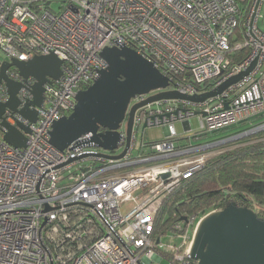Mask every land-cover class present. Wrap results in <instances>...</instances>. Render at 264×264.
I'll return each instance as SVG.
<instances>
[{"label": "built area", "instance_id": "built-area-1", "mask_svg": "<svg viewBox=\"0 0 264 264\" xmlns=\"http://www.w3.org/2000/svg\"><path fill=\"white\" fill-rule=\"evenodd\" d=\"M260 23L264 0H0V51L7 60L51 53L61 60L60 77L44 84L34 123L8 108L0 118V264L194 262L192 239L205 214L171 223L168 232L180 239L175 245H164L165 235L156 238L154 224L167 197L211 158L264 131ZM120 46L135 49L168 76L165 90L187 96L251 69L202 102L159 99L139 106L129 140L123 121L113 150L91 142L90 132L63 151L54 148L49 143L53 122L72 112L77 91L107 67L101 50ZM241 49L246 52L239 56ZM6 74L22 84L21 109L32 100L35 79H24L14 66ZM161 90L136 95L127 110ZM8 98L2 81L0 103ZM193 115L196 130L190 126ZM2 123L27 126L26 146L6 142ZM154 126L163 127L164 135L147 141L145 128ZM233 127L243 128L201 139ZM159 250L169 252L170 259Z\"/></svg>", "mask_w": 264, "mask_h": 264}, {"label": "water", "instance_id": "water-1", "mask_svg": "<svg viewBox=\"0 0 264 264\" xmlns=\"http://www.w3.org/2000/svg\"><path fill=\"white\" fill-rule=\"evenodd\" d=\"M100 56L107 67L98 71L92 84L77 91L72 112L53 122L49 131V143L63 151L75 139L92 133L91 142L105 150L116 148L120 139L119 127L126 121V140H129L133 114L139 106L159 99H188L202 102L208 97L220 94L228 85L242 78L251 67L230 78L215 89L202 94L187 96L175 90H165L169 78L161 73L153 63L135 49L128 46L107 47ZM61 60L53 53L38 55L23 61L17 59L0 62V82H4L8 101L0 103V118L5 109L17 110L20 115L34 123L37 119L36 107L44 98V84L57 80L61 75ZM16 67L24 78L35 79L32 86V100L17 109V93L22 84L10 80L6 70ZM161 91L148 96L143 101L128 105L136 95L147 94L151 90ZM204 114V113H202ZM7 131L3 139L16 147L26 146L27 126L19 123L9 126L2 123ZM185 129H188L187 122ZM124 151L112 158H118ZM180 220H186L185 216ZM191 264H264V217L251 208L237 205L234 201L225 207L206 213L197 223L192 244Z\"/></svg>", "mask_w": 264, "mask_h": 264}, {"label": "trees", "instance_id": "trees-1", "mask_svg": "<svg viewBox=\"0 0 264 264\" xmlns=\"http://www.w3.org/2000/svg\"><path fill=\"white\" fill-rule=\"evenodd\" d=\"M245 52L241 49L237 55ZM260 136H264V131L254 138ZM232 201L251 209L256 205L262 207L258 215L264 216V142H249L211 158L183 187L167 197L156 218L153 235H166L171 223L182 216L199 217ZM158 252L170 259L169 252Z\"/></svg>", "mask_w": 264, "mask_h": 264}, {"label": "rangeland", "instance_id": "rangeland-1", "mask_svg": "<svg viewBox=\"0 0 264 264\" xmlns=\"http://www.w3.org/2000/svg\"><path fill=\"white\" fill-rule=\"evenodd\" d=\"M57 7V5L54 6V9ZM260 26L263 28L264 25L262 23H260ZM3 60H7V57L5 56V54L3 52L0 51V62L3 61ZM190 126H191V129L192 130H196L197 129V126H198V119H197V116L196 115H193L191 118H190ZM175 128H176V131L178 133H181L183 131V128H182V125L180 122H177L176 125H175ZM243 127H233V128H229V129H225V130H222V131H219L217 133H213V134H210V135H207V136H204L202 137L201 139L202 140H207V139H214V138H217V137H222L224 135H227V134H231V133H234L236 131H238L239 129H241ZM263 132V131H261ZM260 132L256 133L259 134ZM164 135V129L161 127V126H154V127H146L145 128V133H144V136H145V139L148 141V140H152V139H156V138H160L161 136ZM255 135H252V136H249L245 139H248L247 140H240V141H235V142H232L230 145H229V148H233V147H237L238 145L241 146L240 144H236L238 142H243V141H246V142H252V143H257V142H264V140H261L262 137L264 136H260L258 139H255L254 138ZM250 139V141H249ZM139 140V139H138ZM243 144V143H241ZM244 145V144H243ZM256 209L258 210H261V208L259 206H255ZM264 209V207H263ZM263 213V212H262ZM180 241L179 238L177 237H173L171 236L170 232H168L167 235H165L164 237L161 238V242L166 245V244H170V245H175V244H178ZM160 264H169L168 260L167 259H163L160 261Z\"/></svg>", "mask_w": 264, "mask_h": 264}, {"label": "crops", "instance_id": "crops-1", "mask_svg": "<svg viewBox=\"0 0 264 264\" xmlns=\"http://www.w3.org/2000/svg\"><path fill=\"white\" fill-rule=\"evenodd\" d=\"M162 128H163V127H162ZM163 129H164V128H163ZM164 132H165V129H164ZM161 137H162V136H161ZM161 137H160V138H161ZM158 138H159V137H158ZM158 138H156V139H158Z\"/></svg>", "mask_w": 264, "mask_h": 264}, {"label": "flooded vegetation", "instance_id": "flooded-vegetation-1", "mask_svg": "<svg viewBox=\"0 0 264 264\" xmlns=\"http://www.w3.org/2000/svg\"><path fill=\"white\" fill-rule=\"evenodd\" d=\"M29 77H31V76H29ZM29 77H28V78H29ZM28 78H27V79H28ZM31 78H32V77H31ZM43 86H44V85H43Z\"/></svg>", "mask_w": 264, "mask_h": 264}]
</instances>
